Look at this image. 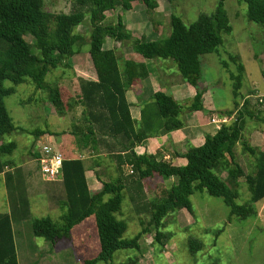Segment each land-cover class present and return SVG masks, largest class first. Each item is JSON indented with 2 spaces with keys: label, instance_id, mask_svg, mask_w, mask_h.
I'll return each mask as SVG.
<instances>
[{
  "label": "trees",
  "instance_id": "1",
  "mask_svg": "<svg viewBox=\"0 0 264 264\" xmlns=\"http://www.w3.org/2000/svg\"><path fill=\"white\" fill-rule=\"evenodd\" d=\"M159 0H72L69 14H51L44 11L43 0H0V175L13 166L11 156L17 149L16 143H5L2 139L18 131L8 114L4 99L14 94L13 88H5V82L13 86L32 84L38 91H47L48 102L55 113L64 116L75 107L82 109L79 122L72 123L70 134L75 140L77 150H86L95 131L107 137H120V151L125 153L124 160L119 157V166L130 168L128 179H115L103 182L97 192H91L86 184L82 160L65 158L62 162L60 180L65 193L61 204L62 215L55 223L50 218L34 219L32 235L55 244L69 241L72 229L93 218L99 243V253L95 259L82 264H109L115 252L120 250H139L138 241L152 231L154 241L159 243L165 218L176 211L192 213L190 197L196 193H206L218 198L229 208V217L247 219L256 217L254 205L264 199V153L251 147L243 135L247 121L264 124V114L256 116L250 109L249 101L244 100L241 108L237 103L240 97L244 67L236 56H228V62L220 64L228 72L233 91V111H237L235 121L222 125L212 136L206 135L203 145L187 146L183 157L186 165L172 166L156 156L134 153V148L149 138L171 133L183 127L180 120L182 112L193 113L202 110V89L200 57L218 53L222 45V35L231 33L223 0H219L210 15L202 14L191 25L170 15V34L163 41H148L145 37L133 38L121 18L115 25L107 23L106 13L116 9L125 12L132 10L135 2L141 3L147 12L154 11ZM167 3L183 0H165ZM247 7L246 18L258 25L264 33V0H242ZM88 18L86 29L88 39L77 32ZM31 38V43L26 41ZM106 39L132 51L147 60H170L177 69L182 82L196 89L195 96L185 105L176 102L164 93H155L149 103L144 104L141 119L134 122L129 113L125 94L139 79L148 76L143 64L123 60L115 49H104ZM88 46L92 66L97 81L79 79V94L65 105L57 86L51 87L47 75L60 68H71L70 59ZM232 63L234 70H230ZM96 128H92V125ZM94 129V130H93ZM94 131V132H93ZM27 133V132H25ZM35 139L44 135L42 131L31 133ZM89 143V144H88ZM34 144L29 153L34 159L38 152ZM248 160V172H244L235 155V148ZM35 147V148H34ZM91 147V145L89 146ZM222 173L226 177L222 178ZM11 174L6 175L10 184ZM58 179V180H59ZM158 179L163 182L173 180L171 187L161 197L142 201L130 195L137 202L136 209L149 216L147 227L140 221L141 231L130 240L123 239L127 223L119 220L122 204L129 189L127 182ZM242 180V181H241ZM127 181V182H126ZM245 185L249 201L243 206L235 204L239 188ZM16 189V188H15ZM191 253L201 249L196 241L189 243ZM0 264H18L9 216L0 214ZM131 264V262H130ZM135 264V262H134Z\"/></svg>",
  "mask_w": 264,
  "mask_h": 264
},
{
  "label": "rangeland",
  "instance_id": "2",
  "mask_svg": "<svg viewBox=\"0 0 264 264\" xmlns=\"http://www.w3.org/2000/svg\"><path fill=\"white\" fill-rule=\"evenodd\" d=\"M43 2L44 11L47 13L69 14L72 11V0H43ZM218 2L219 0H183L167 3L165 0H159L157 8L152 12H147L141 3L135 2L130 12H125L122 9L107 12L106 21L115 25L118 18L124 19L125 17L133 31V38L143 37L134 35V32H137L159 42L170 34V15L178 17L185 26H189L200 15L213 13ZM223 4L232 31L228 35H222V45L218 47L217 54L203 55L199 61L201 82H204L208 87V96L214 104L221 103L223 110H231L234 105L232 84L228 72L221 67L220 61L228 62V56H236L245 68L246 77L243 80L240 97H243L248 91L253 92L257 89H259L257 92H260V95L264 94V88L261 86L264 78V33L258 25L247 20V7L242 0H223ZM136 26L139 27L136 28ZM88 28V18H86L83 25L77 29V32L82 34L86 40L88 39L86 33ZM26 41L31 43L32 40L26 37ZM108 44L113 45L114 43L109 41ZM116 46L119 48L117 51L123 56L132 50L127 48L129 46L120 47L119 44ZM160 62L170 65L167 69L162 68L163 73L178 76L176 66L172 61L160 60ZM70 63L71 68L54 70L46 78L51 87L59 88L63 101L66 102L65 105L70 99L73 101L79 94L78 80L81 79L79 74L88 78L93 76L88 46L84 45L80 52L70 59ZM229 67L230 70H234L232 63H229ZM3 86L14 89V94L6 97L4 104L13 124L23 130V132L18 131L2 139L5 143H16L17 145V149L10 159L12 163L19 165L29 158L28 161L33 164L32 160L34 159L29 153L34 144L44 141L60 151L63 156L68 157L67 153L75 145L70 129L72 123H75L77 114L80 116L81 108L75 107L66 115L59 116L48 102L47 91H38L32 84L13 86L11 83L5 82ZM236 101L238 104L241 103L240 98ZM235 117L236 114H231L227 123L235 121ZM255 125L258 124L253 121L247 122L246 130ZM34 131H42L44 135L35 139L31 134ZM65 138L68 140L66 141L67 146L62 145L61 148L62 140ZM236 150H239L238 146ZM244 158L246 159L245 156ZM240 162L246 171L244 162ZM222 175L226 177V174L222 173ZM36 179L41 187L47 185L40 174L36 175ZM164 183H148L145 188L146 200L161 197L173 182L165 181ZM238 193L239 196L235 200V204L238 206L247 204L250 195L245 185L239 188ZM2 194L3 188L0 186V212H3L7 207ZM127 194L130 198L131 190ZM127 194L125 190L126 198L122 204L123 213L121 217L117 216V218L127 223L123 239L130 240L142 229L139 220L141 219L144 222V227H147L149 216L142 210L137 212L136 202L130 200L128 202ZM33 197L29 198L28 216L19 223V226L15 224L19 264H82L97 257L99 243L93 218L86 219L73 228L69 241L52 244L34 237L31 228L32 221L48 217L57 223L62 215V209L56 211V209L48 208L44 196L34 195ZM190 202L192 213L180 210L165 218L164 227L161 230L162 238L159 243L154 241L155 232L152 231L139 239L138 251L135 249L117 251L109 264H130V262L131 264L134 262L135 264H264L263 201L254 205L256 217L244 220L229 217V208L223 201L210 197L206 193H194L190 197ZM191 241L200 243L201 249L191 253L189 248ZM96 264L105 263L97 262Z\"/></svg>",
  "mask_w": 264,
  "mask_h": 264
},
{
  "label": "crops",
  "instance_id": "3",
  "mask_svg": "<svg viewBox=\"0 0 264 264\" xmlns=\"http://www.w3.org/2000/svg\"><path fill=\"white\" fill-rule=\"evenodd\" d=\"M122 20L123 23L126 25L128 31L133 35V31L131 30V26L127 21V19L124 17V19ZM138 27L139 26H136V28ZM136 28L133 29L135 30ZM134 35H137L139 37L140 36L145 37L143 34L140 35L137 32H134ZM146 40L153 41L151 38L150 39L146 38ZM109 41L114 44L109 45L108 44ZM116 44L118 43H115L110 39H106L104 49L118 50L119 48L118 46H116ZM127 48L131 49V47H127ZM130 52L126 55L123 53L125 56H123L119 52L118 53L120 54L123 60L132 61L137 64H143L148 70V76L144 79L137 80L125 94L126 102L129 105L130 117L134 122L138 123L140 121L141 111L144 104L149 103L151 97L155 93L161 92L166 95H169L176 102L182 105H185L195 96L196 89L188 85L187 83L182 82L179 74L177 76L175 74L163 73L162 68L165 69L169 68L170 67L169 64L162 63L160 61L147 60L142 58L140 55L134 53L132 50H130ZM244 73L246 77V72ZM79 75H81L80 78L85 81H90V82L97 81L94 68H93V76L91 78L90 77L88 78L87 76H83L82 74ZM261 86L264 88V78ZM199 88L202 89L203 91L202 110L195 111L193 113H188L187 111L184 110V112H182L180 116V120L183 123V127L181 129L173 131L171 133L162 134L157 137L147 139L146 141L142 142L141 144L137 145L134 148L133 151L136 155L138 156L144 154L152 155V156H156L158 160H162L167 163H170L172 166H176V167L185 166L186 160L183 157V154L186 152L187 146L199 147L203 145L204 138L206 135L212 136L218 131L216 126L211 123V120L215 116H218L219 119L223 117L229 118L230 115H227L226 113L228 111H233L234 105L231 110H227V109L223 110L224 108L221 103L214 104V102H212L211 98L207 94L208 87L204 84V82H201V80L199 81ZM258 90L259 89L254 90L253 92L248 91L243 96V99L239 104V108H241L244 100H248L250 103L249 107L250 109L255 111V115L261 116L258 114L260 112L263 115L264 94L260 95V92H257ZM79 111H80L79 112L80 116H78L79 114H77L74 120L75 123L79 122V119L81 118L82 109ZM236 113L237 111L233 112L232 115ZM92 126H93L92 128L97 127L94 124ZM246 126L247 123L245 125L243 135L246 137L251 147L257 148L262 153H264V124L255 125L247 130H246ZM120 139L123 138L120 137L111 138L95 131L94 136L91 137L90 140L91 142H89L91 147H89L90 146L89 145L86 150L79 151L74 145L70 148L69 153H67L68 157H65L66 155H64V158L82 160L85 169L86 184L91 192L99 191L102 187L103 182L115 180L116 178L117 179L119 178L121 180L129 178L130 176L129 166L127 165L121 167L119 166L121 160L118 158L122 157L124 160V156H125V153L120 151L119 149L120 148L119 142L121 141L123 145H125V141ZM66 141H68L66 138L62 140L61 148L63 146L64 147L67 146ZM73 144H75L74 138H73ZM238 147L239 150H236L235 148V155L237 157L241 169L246 173L248 172L247 161L250 160L244 158V156L240 152V146ZM33 152L34 154L37 153L36 149ZM32 159L34 158L32 157ZM28 160L22 161L19 165L13 164V166L11 167L9 166L0 175V186H2L3 188L2 198H4V200L7 203L6 209H4L3 212H0V214H6L9 216L11 222L12 234H13V241L17 256V262H19V259L17 254L18 240H17V230H15V224H18L19 226V223H21V221H23L24 218L28 216L29 214L28 212L30 209L29 198L31 199L34 198L33 197L34 195L38 197L44 196L45 197L44 199H46L47 207L53 210L56 209V211L58 209L61 211V204L65 200V193L61 180L59 179L56 182L47 183L46 186L41 187L36 179V175L39 174L36 159L32 160L33 164H31V162ZM240 161L244 162L246 171L242 168ZM8 173L12 175L11 179L9 180L10 181L9 188L6 182V175ZM221 177L224 178L223 175H221ZM168 181L173 182L172 179ZM157 182L165 184L161 180L154 179V180L142 181L139 184L138 182H127V185H125V187L126 189L131 190V194L134 195L135 199H138L139 201H145L146 200L145 188L147 187L148 183L155 184ZM127 199L129 202L130 198H128V194H127ZM262 201H263L262 205H264V199Z\"/></svg>",
  "mask_w": 264,
  "mask_h": 264
},
{
  "label": "built area",
  "instance_id": "4",
  "mask_svg": "<svg viewBox=\"0 0 264 264\" xmlns=\"http://www.w3.org/2000/svg\"><path fill=\"white\" fill-rule=\"evenodd\" d=\"M227 122L228 118L223 117L219 119L218 116H215L211 120V123L214 124L218 130ZM36 150L38 152L36 163L42 180L46 183L58 181L61 176L62 162L65 160L63 154L45 141L39 142L36 145Z\"/></svg>",
  "mask_w": 264,
  "mask_h": 264
}]
</instances>
